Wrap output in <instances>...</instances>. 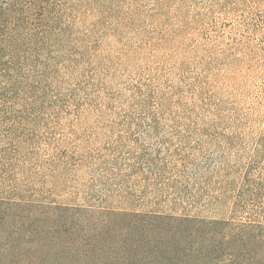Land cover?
<instances>
[{
	"label": "rangeland",
	"instance_id": "obj_1",
	"mask_svg": "<svg viewBox=\"0 0 264 264\" xmlns=\"http://www.w3.org/2000/svg\"><path fill=\"white\" fill-rule=\"evenodd\" d=\"M22 1L50 30L0 77V234L50 239L55 208L228 217L218 188L264 178V0Z\"/></svg>",
	"mask_w": 264,
	"mask_h": 264
},
{
	"label": "trees",
	"instance_id": "obj_2",
	"mask_svg": "<svg viewBox=\"0 0 264 264\" xmlns=\"http://www.w3.org/2000/svg\"><path fill=\"white\" fill-rule=\"evenodd\" d=\"M35 7L0 0V77L9 79L18 68L25 42L50 30L47 24L27 28L25 16ZM4 99L5 93L0 94V103ZM252 173L244 175L231 198L225 184L218 188L216 204L231 199L232 209L228 217L212 220L98 209H78L80 214L70 217L55 208L50 239L36 233L21 238L0 234V264H201L210 255L212 264H264V178ZM82 213L101 216L89 227L82 224ZM189 242L195 245L188 250ZM39 250L43 255H36Z\"/></svg>",
	"mask_w": 264,
	"mask_h": 264
}]
</instances>
